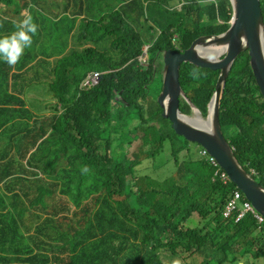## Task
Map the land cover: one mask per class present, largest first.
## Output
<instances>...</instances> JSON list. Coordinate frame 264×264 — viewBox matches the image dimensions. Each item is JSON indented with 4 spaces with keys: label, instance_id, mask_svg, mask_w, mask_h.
Segmentation results:
<instances>
[{
    "label": "trees",
    "instance_id": "obj_1",
    "mask_svg": "<svg viewBox=\"0 0 264 264\" xmlns=\"http://www.w3.org/2000/svg\"><path fill=\"white\" fill-rule=\"evenodd\" d=\"M7 1L0 0V5ZM166 1L77 0L82 11L62 26V45L54 40L53 45L62 54L55 63L61 86L55 90L56 104L51 105L54 112L43 115L45 106L37 104L35 120L30 124L38 134L33 146L40 139L46 146L47 152L39 162L51 183L47 188L39 182L35 186L17 176L18 185L8 189L11 195L0 189V202L8 205L0 226L19 242L20 252L31 257L20 264H148V248L160 244L163 238L172 249L183 246L188 253L187 264H239L247 257H264V232L255 234L257 225L252 215L237 224L223 218L224 205L238 187L213 179L218 168L209 161V155H203V147L177 135L148 95L149 89L155 90L152 84L158 77L157 59L162 60L163 50L176 49V36L178 46L186 49L202 35L227 30L232 17L230 1L190 0L186 11L173 13L164 9ZM20 2L21 9L30 10L36 23L39 8L50 0ZM261 7L264 16V0ZM160 9L156 23L162 31L155 48L158 56H153L144 71L137 57L149 42L145 38L149 26L140 20L144 13ZM4 18L0 8V37L15 30L13 22ZM40 36L38 28L32 46L15 66L0 60V94H4L0 105L21 107L20 98L12 92L41 78L45 74L43 65L51 64L40 47ZM244 59L246 67L241 66ZM87 70L101 73L100 83L79 91V81ZM217 80L218 72L210 69L190 63L181 67L180 83L204 115ZM126 109L140 116L132 127L114 114ZM182 109L187 114L191 111L184 100ZM220 111L224 133L232 135L230 143L239 162L264 185V100L247 53H242L233 66ZM110 114L118 123L113 127L110 119L104 129L109 154L92 153L96 147L89 141L75 144L78 136L93 134L96 123H104ZM119 134L125 138L124 148L114 156L121 142L114 144ZM24 141L0 133V151L9 154L8 150ZM168 152L174 165L172 177L156 180L160 178L141 176L148 163ZM35 157L33 154L31 160ZM7 173L0 176V181ZM195 213L200 217L198 229L207 231L222 247L209 244L189 252L183 225ZM194 254L201 257H192Z\"/></svg>",
    "mask_w": 264,
    "mask_h": 264
},
{
    "label": "clouds",
    "instance_id": "obj_2",
    "mask_svg": "<svg viewBox=\"0 0 264 264\" xmlns=\"http://www.w3.org/2000/svg\"><path fill=\"white\" fill-rule=\"evenodd\" d=\"M189 3L191 4L190 0H167L166 3L163 5V7L166 11L171 12V13L177 12V11L180 12L183 10L186 11V9H184V7L186 5H188ZM22 4H23V2H20V0L19 1H13L12 5H11V0H8L4 4H2V13L5 17L4 19L12 21L14 24L15 30L0 37V60L7 63L9 66H15L16 64H18L20 62L21 58L23 57V55L25 54V50L29 49L32 46L33 37L37 34L38 28H40L41 36H42L43 27L41 25L39 17H41L43 21H46L49 23V31L47 34L44 35L45 43H46L47 47H49V49H51L53 52H56L54 55H47L46 51L43 50V54L51 63L50 65H43L44 66L43 68H45L50 73V74L46 75V76H50L49 80L44 84V81L40 80L41 78H38V79L35 78L29 84L23 85L22 89L19 92H12V93H14L15 95H17L19 97V95L21 93L28 92L27 98L33 105L36 106L37 104H43L45 106L46 110L43 112V115H53L54 110L51 107V105L56 104L55 90L59 86H61V81L59 80V77L57 74L58 66H56L55 63L57 60H59L62 57L61 52L57 51V49L53 45V42H54V40H58V37L56 34L62 28V26L67 22V19L73 18L79 11H82V9L79 8L80 6L77 3V0H50L49 4L46 3L44 5V7L39 8L41 10V14L39 15V17L35 18V21H36V23H35L34 18L31 15L30 10L21 9ZM230 5H231V2H230ZM231 9H232V16H233L232 5H231ZM159 13H161V9L159 11H156V12H146L142 15L141 20H140V22L145 23L149 26V28H146V31H145V38H148L149 42L145 43L142 46L141 53L137 57L138 66L144 71L148 70L147 68L149 67L152 58H154V57L157 58V56H158L155 54V48H156V45H157L158 41L160 40V38H161L160 36L162 34L161 29L156 24L157 20L159 19V17H158ZM231 20H232V17H231ZM231 20H230V22H231ZM230 22L228 23L229 28H230ZM0 23H2V21H0ZM152 27L154 29L151 31ZM228 29L225 31H221V32L213 33V34L202 35V36L196 38L195 40H197L201 37H212L215 35H220V34H223V32L224 33L227 32ZM176 38H177V36L175 37L174 42H173L174 45L176 46V49L171 48V49L163 50V53L161 56L162 60L157 59V62H158V66L156 69L157 76L162 77V79L159 78L160 82H161L160 90L156 94H154L155 90L149 89V92H148L150 99L153 102L156 101L157 104L159 105V107L162 109V116H163L164 110L161 107V105L159 104L158 99L160 97V94L162 93L161 90L163 89V72L161 73L160 67L162 69H164V53L168 50H174V51H178V52L183 53L186 50H188L195 41L194 40L188 48L182 49L178 46ZM90 45L91 44H89L88 46H90ZM218 48H224V51L220 54H216L214 52V50L218 49ZM226 48H227V46H225V47H221V46L210 47L208 49L202 48L201 51L205 56L211 57L214 60L219 61L226 56V52H225ZM211 52H213L216 56L212 55ZM243 53L248 54V51H245ZM132 61L133 60H131L130 63H132ZM235 62H234V64H235ZM249 63H250V58H249ZM234 64H233V66H234ZM233 66L231 68V71L233 69ZM198 68H201V67H198ZM202 69H210V68H202ZM63 70H66V69H63ZM210 70H212V69H210ZM212 71L218 72V78H219L220 70H212ZM231 71L229 72V75H230ZM86 72H87L86 76L82 77L81 80L79 81V91L90 90V89L98 86L100 83L101 76H102L101 73L96 72L94 70H91V71L87 70ZM74 73L76 75H80V73H78V72H74ZM36 82H38V83L41 82L42 86L37 87ZM34 85H35V87H34ZM181 87H182V85H181ZM182 89H183V87H182ZM225 89H226V86H225ZM160 91H161V93H160ZM259 91H260V88H259ZM183 92L186 94L187 98L180 96V98H179L180 111L189 120H190V118H194V121H195L197 118H200L204 123H207L209 121L207 119L208 107H207V114L204 115L203 112L188 97V95L184 91V89H183ZM260 94L262 95L261 91H260ZM3 95L4 94H0V96H3ZM212 96H213V94H212ZM211 99H212V97H211ZM211 99H210V101H211ZM183 100L190 106L191 111L189 114H187L182 109ZM263 100H264V98H263ZM52 101H53V103H52ZM189 101L195 106V108L192 107V105L190 104ZM210 101H209V103H210ZM6 105H8V104L0 105V107H4ZM35 113H36V108H35ZM114 114L118 117V119L120 120L121 123H129L130 127L134 126L136 123H138L140 121V116L135 111L130 110V109H126L125 111H116V112H114ZM110 119H111V114L109 115V119L106 120L104 123H96L94 128H97V129L92 134L95 138L102 139V140H104V142H106L107 135H104L105 134L104 129L107 127L108 121ZM165 119H167V118H165ZM117 123H118V120L113 117L111 119V125L114 127ZM171 124H172V122H171ZM220 125H221V130L225 136L221 120H220ZM130 127H127V125H124V128H130ZM172 127H173V125H172ZM94 134H99L100 136H97ZM37 135L38 134H35L34 139L27 138V139H25L24 142L19 143L21 145V147H20L21 152H19V150L16 149V151H14V154H15L14 156H12V154L4 153V155L2 157L3 159L0 161V166L6 167L9 165H20V172H18V173H24V175H25V177H22V178L32 182L35 186L37 185V182H39V184L49 185L51 183V180L48 179V177H47L48 173L47 172L44 173V171H42V169L40 167V166H42V164L39 162V160L43 157L41 155L44 152H47V149H46V146L43 145V142L41 139L38 141V143L35 146H33V141L36 140ZM177 135H179V134H177ZM179 136H181V135H179ZM49 137H50V134H48L44 138V142ZM182 137L185 138L184 136H182ZM226 139H227V137H226ZM227 141L231 145V143L228 139H227ZM188 142H190V141H188ZM191 143H196V142H191ZM20 145H18V146H20ZM45 145L48 146L49 144H45ZM95 147H96V149L99 148L98 145H95ZM105 147H106V144H105ZM232 148H233L234 153H235V147L232 146ZM183 152H185L184 154L187 153L186 150ZM16 153H18V155ZM33 154H36V157L33 160H31V156ZM184 154L182 153V155H184ZM203 155H209V157H210L209 161L215 167L218 168V169H216L215 178H213V179H219L224 184L234 183L231 180V178L229 177V175L227 174V172L218 164L217 160L212 155H210L206 149L203 150ZM235 156H236V154H235ZM47 158L48 157L45 155L44 159H47ZM238 161H239V159H238ZM171 162L173 164L172 156H171ZM173 167H174V165H173ZM249 173H251L253 178L255 179V177H254L255 173L253 171L249 172ZM42 174H43V176H41ZM16 175L19 176V174H16ZM19 177H21V176H19ZM2 180H4V179H2ZM40 181H41V183H40ZM47 187H45V188H47ZM238 189L233 191L231 198L226 201V204L224 205V209L222 211L223 218L225 220H233L234 223L237 224L240 221H242L243 219H245L248 215H252L251 217L255 220L256 225H257V229L255 231V234H260V233L264 232V215L261 214L254 207L252 202L250 200H248V198L246 197L245 193L242 190L240 191V189L239 190ZM199 226H200V217L197 213H195L193 215L191 221L186 226L183 225L184 231L187 234L186 240H187V242H190V245L188 246L189 252L193 251V250H202V249L206 248V246H208L209 244H212L216 247H222L221 243L216 241L207 231L198 229ZM18 245H19V242L15 239V237L11 233L8 232V229L0 226V264H20V262H29L28 260L31 257H28V256L22 254L20 252V248L18 247ZM29 250L30 249H27V252H29ZM236 252L240 253V251H236ZM145 255H146V259L148 261L147 262L148 264H180V262H182L183 264H187L186 263V257L188 256V253L184 252L182 245L178 246L176 249H172L168 240L163 238V240H161L160 244H156L152 249L148 248V252ZM143 256H144V254H143ZM191 256L192 257H197V256L201 257L198 254H194ZM261 258H264V257H261ZM41 260H44V259H41ZM239 264H246V263L241 261Z\"/></svg>",
    "mask_w": 264,
    "mask_h": 264
},
{
    "label": "water",
    "instance_id": "obj_3",
    "mask_svg": "<svg viewBox=\"0 0 264 264\" xmlns=\"http://www.w3.org/2000/svg\"><path fill=\"white\" fill-rule=\"evenodd\" d=\"M230 2L233 16L227 32L201 37L183 53L174 50L164 53L163 89L158 101L164 110V118L172 122L175 132L206 149L254 207L264 215V186L239 163L220 125V109L229 72L238 56L245 51H248L251 69L264 98V16L261 0ZM219 46H227L226 56L219 61L205 56L201 51L202 48ZM211 54L216 56L213 52ZM184 63L220 70L216 88L208 104L209 127L194 121V118L189 120L180 111V96L187 98L180 84V71ZM190 104L195 108L191 102Z\"/></svg>",
    "mask_w": 264,
    "mask_h": 264
},
{
    "label": "crops",
    "instance_id": "obj_4",
    "mask_svg": "<svg viewBox=\"0 0 264 264\" xmlns=\"http://www.w3.org/2000/svg\"><path fill=\"white\" fill-rule=\"evenodd\" d=\"M50 76L44 75L41 77L40 80L44 81V84L49 80ZM35 87V85H34ZM28 92H23L19 95V98L22 102L21 107H15L6 105L4 107H0V133L3 136H9L12 138L17 137V140L20 138L23 139H34L35 138V132L33 128L30 126L35 120L34 114H35V105H33L27 98ZM21 110V112H20ZM33 133V134H31ZM21 145L17 146L15 145L11 150L9 151V154H12L14 156V151L16 149L21 152ZM5 152L0 151V161L3 159V155ZM18 155V153H16ZM6 171H8L7 175L4 177V180L0 181V189L8 190L9 187L12 190L13 186L18 185V180H15V178H18L16 174L20 172V165H9L6 167L0 166V176H2ZM16 173V174H15ZM8 190L9 195L12 194V191ZM8 205L4 202H0V217H4V209L7 208ZM14 218L15 217L14 214ZM18 221V219H17Z\"/></svg>",
    "mask_w": 264,
    "mask_h": 264
},
{
    "label": "rangeland",
    "instance_id": "obj_5",
    "mask_svg": "<svg viewBox=\"0 0 264 264\" xmlns=\"http://www.w3.org/2000/svg\"><path fill=\"white\" fill-rule=\"evenodd\" d=\"M0 8L2 9V4L0 5ZM39 18H40L41 25L43 27L42 36L40 37V40H39L40 46L42 47L43 50L46 51L47 55H54L56 52H53L51 49H49V47H47V45L45 43V38H44V35L47 34L48 31H49V23L46 22V21H43L41 17H39ZM215 25H217V23ZM75 33H77V30L75 31ZM56 35L58 37V40H59L60 44L62 45V42H63V39H64V34L62 32V28L58 31V33ZM80 48L82 49L83 47L80 46ZM241 66L242 67H246L247 66V59H244L241 62ZM160 69H161V73H162L163 72V69L161 67H160ZM44 70H45L44 71L45 72V75L50 74L49 71H47L45 68H44ZM159 78L162 79V77H158L155 80V82L152 84V87L155 88L154 94H156L160 90V79ZM36 86L37 87L38 86H42V83L41 82L40 83L36 82ZM161 91H160V93H161ZM52 103H53V101H52ZM225 136L227 137V139L229 141L232 138V135L230 133H226ZM117 138L118 139L116 141H114V144L117 143V142H119V141H121V142L118 144V146L114 150V152H113V155L114 156H116L118 154V152L121 151L124 148L123 142L125 143V138H124V136H122V134H119L117 136ZM80 140H83L84 143L87 142V141H89L90 143H93L94 145H98L99 148L94 149L92 151V153L95 151V153H99L101 155L109 154V148L104 147L105 146L104 140L99 139V138H95L89 132L86 135V137L78 136L77 139H76L75 144L79 145V143H80L79 141ZM181 142H183V140ZM137 145H138V142L135 144V146H137ZM126 146H128V145L126 144ZM192 147H195V148L198 149L199 146L194 145V144H191V148ZM184 153L185 152H183V154ZM18 174L21 177H25L24 173H18ZM140 174H141V176H149V177L152 176V178L154 177L153 179H156L158 177L160 178V179H156V180H165L167 178L172 177L173 174H174V167H173V164L171 162L170 153L168 152V153L163 154L162 156H160L156 160V162H152L151 161L150 163H148L141 170V173ZM41 176H43V174ZM45 186L47 187L48 185H45ZM130 202L131 203H135L134 200H130ZM243 262H245L246 264H264V258H255V259H252V258L247 257V258H245L243 260ZM180 264H183V263L180 262Z\"/></svg>",
    "mask_w": 264,
    "mask_h": 264
},
{
    "label": "bare ground",
    "instance_id": "obj_6",
    "mask_svg": "<svg viewBox=\"0 0 264 264\" xmlns=\"http://www.w3.org/2000/svg\"><path fill=\"white\" fill-rule=\"evenodd\" d=\"M223 51H224V48H218V49H215V50H214V52H215L216 54H220V53H222ZM196 121H197L198 123H200L201 125H203V126L209 127V122L204 123V122H203L201 119H199V118H197Z\"/></svg>",
    "mask_w": 264,
    "mask_h": 264
}]
</instances>
